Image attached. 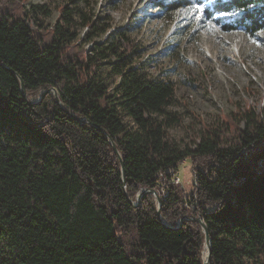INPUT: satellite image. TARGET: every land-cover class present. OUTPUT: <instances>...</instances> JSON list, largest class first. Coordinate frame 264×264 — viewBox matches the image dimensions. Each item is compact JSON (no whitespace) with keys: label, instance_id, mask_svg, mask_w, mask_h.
Masks as SVG:
<instances>
[{"label":"trees","instance_id":"1","mask_svg":"<svg viewBox=\"0 0 264 264\" xmlns=\"http://www.w3.org/2000/svg\"><path fill=\"white\" fill-rule=\"evenodd\" d=\"M26 1L0 0V264H204L196 216L212 238L209 264H264V110L238 106L181 147L169 133L183 120L170 108L174 83L149 74L125 31L95 40L110 27L84 0H62L52 27L51 10ZM207 13L225 31L264 29V0H214ZM185 160L195 208L173 183L162 220L152 194L132 203Z\"/></svg>","mask_w":264,"mask_h":264},{"label":"rangeland","instance_id":"2","mask_svg":"<svg viewBox=\"0 0 264 264\" xmlns=\"http://www.w3.org/2000/svg\"><path fill=\"white\" fill-rule=\"evenodd\" d=\"M175 1L178 0H84L81 6L94 15L97 26L110 27L108 33L95 35V40L102 41L118 29L125 31L136 42L138 58L145 63L149 74L153 78L168 79L174 83L175 102L170 108L181 112L183 120L169 128V133L181 147H185L192 144V138L199 134L204 122L227 118L228 113L238 106L250 104L255 112L262 114L264 29L254 35L242 29L225 31L219 15L215 13L209 16L207 13L208 6L214 0H191L189 5H178L171 10L164 7L163 3ZM62 2L28 0L24 4L26 8L31 4L46 5L51 14L45 16V22L52 27ZM195 4L205 7L201 19L196 18L198 13L191 11ZM237 13L227 14L226 18ZM78 25L76 28H79ZM82 27L79 29L82 38L90 47L92 42L87 36L91 30ZM113 82V78L106 81L110 89L114 86ZM52 90L55 94V90ZM41 98H37V101ZM124 120L128 127L134 126L131 117L124 115ZM178 169L180 184L191 201L195 179L191 162L185 160L179 163ZM159 181L152 188H156L160 197H164L163 187L159 185L167 181L162 177ZM195 207L196 204L191 208ZM203 254L204 257L207 254L206 240Z\"/></svg>","mask_w":264,"mask_h":264},{"label":"water","instance_id":"3","mask_svg":"<svg viewBox=\"0 0 264 264\" xmlns=\"http://www.w3.org/2000/svg\"><path fill=\"white\" fill-rule=\"evenodd\" d=\"M20 85H21V90H22L23 94L26 96V88H25V85L22 82L21 78H20ZM53 89L55 90V94H56L57 100L60 101V98H59V95H58V92H57L56 88H53ZM77 118L80 119L79 117H77ZM110 141H111L112 146L114 147L116 153L119 156V159H120V162H121V171H122V175H123V182L126 183L123 157H122L121 153L119 152V150H118V148L116 146V143L114 142V139L112 137H110ZM147 192H150V193L154 194L157 197L156 199L158 200V216L162 220V215H161V210L160 209H161V206H162L163 199L158 194V191L156 190V188H145V189H143L142 191H140L138 193L136 201L131 200L132 203L137 205L138 203L142 202V196H143V194H145ZM182 220H183V218H181L179 221L181 222ZM195 220L198 221L201 224V226H202V228H203V230L205 232L207 254L204 257V264H209L210 259H211V251H212V238H211V236L209 234L208 227H207L206 223L204 222V220L200 216L195 217ZM180 225H181V223L179 225L175 226V227H179ZM167 226L172 227L171 225H167Z\"/></svg>","mask_w":264,"mask_h":264},{"label":"built area","instance_id":"4","mask_svg":"<svg viewBox=\"0 0 264 264\" xmlns=\"http://www.w3.org/2000/svg\"><path fill=\"white\" fill-rule=\"evenodd\" d=\"M167 172L170 173V175H172V177L170 178V180H167L166 179V174H165L166 172H164V171H161L160 172V179L162 177V178H164L167 181L165 184L159 185V187H163V192L165 193L164 194V197L167 196V194L169 192V190H168L169 189V183H173V184H175V183L180 184L181 183V177H180V173H179L178 170H175V169H173L171 167V168H168L167 169ZM159 183H160V181H159ZM185 205L190 206V207L194 206L193 202H190L189 200H187L185 202Z\"/></svg>","mask_w":264,"mask_h":264},{"label":"snow or ice","instance_id":"5","mask_svg":"<svg viewBox=\"0 0 264 264\" xmlns=\"http://www.w3.org/2000/svg\"><path fill=\"white\" fill-rule=\"evenodd\" d=\"M191 11L194 13H198L199 15H197L196 18L201 19L203 16V13L205 12V7L203 5H200V4H195V5H193Z\"/></svg>","mask_w":264,"mask_h":264}]
</instances>
